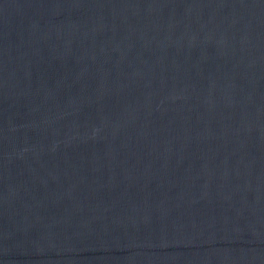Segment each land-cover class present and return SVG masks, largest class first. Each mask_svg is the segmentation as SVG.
I'll return each instance as SVG.
<instances>
[{"label":"water","instance_id":"obj_1","mask_svg":"<svg viewBox=\"0 0 264 264\" xmlns=\"http://www.w3.org/2000/svg\"><path fill=\"white\" fill-rule=\"evenodd\" d=\"M0 264H264V0H0Z\"/></svg>","mask_w":264,"mask_h":264}]
</instances>
